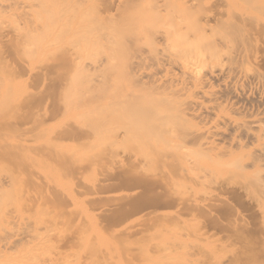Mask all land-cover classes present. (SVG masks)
Instances as JSON below:
<instances>
[{"label": "rangeland", "instance_id": "374dc122", "mask_svg": "<svg viewBox=\"0 0 264 264\" xmlns=\"http://www.w3.org/2000/svg\"><path fill=\"white\" fill-rule=\"evenodd\" d=\"M41 1L0 0V264H264V212L258 209L264 208V195L258 192V175L246 176L233 163L186 165L193 148L143 142L145 130L134 131L132 108L119 103L129 96L131 71L148 68L142 61L149 42L144 34L143 46L133 38L138 21L145 20L146 28L171 29L172 20L158 8L167 6L197 21L216 0H161L164 7L160 0H123L120 9L85 0L83 12L95 27L88 41L69 27L65 31V19L59 22L68 0L58 1V8L52 6L57 1ZM231 1L232 7L242 6V0ZM241 15L233 11V19ZM231 20L215 35L235 44L242 32ZM94 33H102L109 45L99 47ZM112 99L117 108L103 103ZM68 129L75 134L65 135ZM151 176L158 182L140 179L138 185L139 177ZM221 184L240 191L246 184L256 191L248 196L254 198L258 230L234 236L232 221L241 223V212L249 216L251 211L234 198L240 213L234 207L225 214L228 200L217 190ZM148 186L178 200L206 202L207 208L186 210L174 200L158 206L145 198L148 207L138 210L130 201ZM130 205L137 210L119 220L115 212Z\"/></svg>", "mask_w": 264, "mask_h": 264}, {"label": "bare ground", "instance_id": "6f19581e", "mask_svg": "<svg viewBox=\"0 0 264 264\" xmlns=\"http://www.w3.org/2000/svg\"><path fill=\"white\" fill-rule=\"evenodd\" d=\"M48 1L51 4L57 1L52 6H57L61 2L60 0ZM122 2L123 0H100V4L104 9H112L114 6L120 9ZM61 3H63V0ZM43 5L48 6V4ZM64 5H66L65 1ZM64 5L62 4V6ZM85 5V0H68L65 6L67 8H64V11L58 10L65 12V14L60 12V14H63H61L59 22L65 19L64 22L66 23L62 25L66 30H62L67 31L69 27V31L72 29L78 32L80 40L86 39L88 41V37H92L89 34H93L91 32L94 31L95 27L93 28V25L89 23V18L83 12L82 8ZM162 5L164 7L165 4ZM46 6L45 9L48 8ZM157 6L160 7L161 5ZM166 7L158 8V10L165 11L162 16L167 14L172 20L171 29L161 27L151 29L150 26H148V29L146 25L144 26L145 20L138 21L137 29L139 33L137 32L138 35H134L133 38L138 46H143L141 43L143 34L149 42V49L144 50L143 48L144 51L149 52L148 57L145 60L142 59V62L145 61L146 63H144L148 65V68L145 72L142 71L143 69L138 71L139 68L136 72L131 71L133 73L132 85L125 92L129 96L127 99H121L119 103L132 108L135 115L134 131L145 130V135L141 136L143 142L160 145L172 142L173 144L193 148L194 153L185 159V164L192 167H216L226 163L242 166L244 175H258L257 178L261 182L258 192L260 195H264V0H242V6L238 5L237 8L232 7L231 0H216L210 6L208 12L206 11L207 13L203 18H199L197 21H191L184 13H177L170 7V9L168 7L166 9ZM59 8L61 9V7ZM234 10L242 13L239 21L233 19ZM53 13L58 14L57 12ZM54 18L57 17H53V20ZM230 20L233 23V28L238 32H242V38L239 39L241 42L232 44L228 37L215 35L218 26L223 25L226 21L230 22ZM54 22V24L59 23ZM64 25L67 27H64ZM94 34L93 39L96 37L99 40V45L100 43L102 46L106 45L108 39H106V43H103L105 36L101 35L102 33ZM96 34L98 35L96 36ZM112 39L109 40L110 44L113 41ZM116 40L118 41L117 38ZM83 42L85 43V40ZM98 42L95 40L96 44ZM95 43L92 46H95ZM107 44L109 45V43ZM111 45L110 47H112ZM131 66L133 68V65ZM110 79L112 82L115 81L114 77ZM103 103L112 104L115 108L118 104L113 99L110 101L104 100ZM15 119L13 118L12 122L17 123L14 121ZM73 129L72 131L70 129V131L73 132ZM76 129H74L75 133L79 134L80 132L78 130L77 132ZM70 131L68 129L64 131V134L69 136ZM60 134L62 135V133ZM142 177H139L137 182L140 179L144 184L150 181L147 182L150 185L151 179L153 183L158 180L155 179L156 176L154 178L152 176L150 178ZM132 179H130L131 182H134ZM145 179L149 180L146 181ZM137 182L132 184H137ZM138 185H140V182ZM149 187L150 192H143L145 191L143 190L142 192L145 194L141 192V195L137 196V198L140 197V202L138 201L139 198L136 197L132 199L133 201H130L133 202V206L145 208L152 201L159 204L158 206L176 204L179 201V204L176 205H181L186 210L187 208L196 210L207 208L206 202L198 200L184 201L183 199L178 200V198L176 200L166 190L164 193L161 191L156 192ZM217 190L228 200L225 203L226 205L224 204L226 207L224 205L221 207L223 210L228 208L225 212L222 211L225 214L228 215L230 209L234 207L238 212L240 211L239 207L231 201L234 198L238 199L242 209L251 211L249 216L241 212V223H238L240 221L237 222L235 218L232 221L233 224H230V226L233 225L235 237L242 238L247 233H251L252 230V232L258 230L255 225L256 222H254L256 220V208L255 205L252 206L254 198L251 199L253 200L252 204L248 196V194L250 195L256 191L250 190L246 184L242 186V191H240V187L228 184L218 185ZM151 192L156 195L153 194L151 197ZM245 194L249 197L248 201L243 198ZM256 199L260 201L259 197H256L255 201ZM104 201L102 199L99 202L104 203ZM135 201L139 203L135 204ZM139 204H144V206ZM150 204L149 206L156 205L155 203ZM133 206L130 205L129 210L126 207L127 211L123 207L117 209L118 211H124L123 213L115 212L118 215L121 214L119 220L137 210L135 207L133 210ZM260 207L258 209H262L261 211L264 212V208ZM123 214L125 215L123 216ZM111 216L112 220L116 222L117 219H113L115 217L114 213ZM109 219L112 221L111 217ZM211 220L213 225L217 224L214 223L217 220L214 221L213 218ZM224 223L225 227H227L226 225L229 226L228 222ZM251 223L255 225L253 229ZM255 228L256 230H254ZM3 239L5 240L6 236H3ZM5 243L8 244L7 247L10 246L9 241Z\"/></svg>", "mask_w": 264, "mask_h": 264}]
</instances>
